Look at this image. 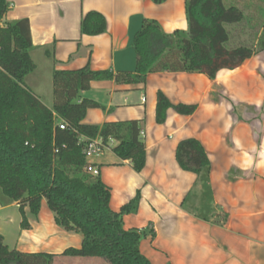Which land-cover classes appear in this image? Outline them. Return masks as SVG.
Returning <instances> with one entry per match:
<instances>
[{"label":"crops","instance_id":"crops-1","mask_svg":"<svg viewBox=\"0 0 264 264\" xmlns=\"http://www.w3.org/2000/svg\"><path fill=\"white\" fill-rule=\"evenodd\" d=\"M186 0H6L4 23L29 22L30 57L35 69L26 86L39 95L40 82L54 70L132 73L133 35L144 20L166 34L187 31ZM99 13L103 34L80 33L82 18ZM172 105H196L190 116L169 108L157 124V92ZM99 105L83 124L138 121L145 149L140 172L105 144L102 155L86 159L110 189L109 206L120 212L138 194L135 212L121 216L124 230L141 233L140 252L151 264H264V51L239 68L221 70L214 80L202 74L151 73L140 84L92 81L82 92ZM53 104V101L51 105ZM202 145L209 168L201 175L183 171L175 159L182 140ZM201 206L203 214L198 216ZM197 207V208H196ZM196 208V209H195ZM0 192V235L9 250L54 255L53 264H105L97 258L63 256L78 249L82 236L57 226L46 201L37 215Z\"/></svg>","mask_w":264,"mask_h":264},{"label":"trees","instance_id":"trees-1","mask_svg":"<svg viewBox=\"0 0 264 264\" xmlns=\"http://www.w3.org/2000/svg\"><path fill=\"white\" fill-rule=\"evenodd\" d=\"M165 0H153L162 4ZM8 10L0 0V192L18 204L22 226L27 227L23 209L37 215L44 199L55 224L82 236L78 249H67L63 256L97 258L107 264H151L140 252L141 233L124 230L121 216L133 213L138 194L121 211L109 206L110 189L99 175L86 173L84 149L87 140L100 138L115 142L113 153L128 160L135 172L145 165V149L138 121L111 122L101 126L83 124L87 110L98 108L92 100L80 98L92 81L114 80L119 84L144 83L151 73L202 74L214 80L221 70L233 71L255 54L264 51V28L255 48H227L226 25L244 19L234 6L222 0H186L187 31L166 34L156 21L144 20L133 35L135 55L132 73L54 70L52 108L46 107L26 86L25 77L35 65L30 57L32 43L29 22L22 19L4 23ZM106 30L104 18L86 14L80 23L83 35H99ZM190 116L196 105H172L159 91L155 109L157 124L165 122L167 109ZM59 123L65 125L59 128ZM175 159L183 171L201 175L209 168L202 145L194 138L178 143ZM54 255L9 250L0 235V264H53Z\"/></svg>","mask_w":264,"mask_h":264},{"label":"rangeland","instance_id":"rangeland-1","mask_svg":"<svg viewBox=\"0 0 264 264\" xmlns=\"http://www.w3.org/2000/svg\"><path fill=\"white\" fill-rule=\"evenodd\" d=\"M224 6L237 7L244 15V19L237 25H226L225 29L229 35L227 48H235L238 46H248L255 48L258 39L264 28V0H222ZM39 95L41 100L47 105L52 106V80L51 78L40 82ZM199 211L201 206H205L202 201L198 202ZM197 208V207H196ZM195 208V209H196ZM203 211L198 213L201 217ZM102 261V260H101ZM105 264H107L105 262Z\"/></svg>","mask_w":264,"mask_h":264},{"label":"built area","instance_id":"built-area-1","mask_svg":"<svg viewBox=\"0 0 264 264\" xmlns=\"http://www.w3.org/2000/svg\"><path fill=\"white\" fill-rule=\"evenodd\" d=\"M58 125L61 130H63L65 127L63 123H59ZM104 150H105V143H103L100 138H94L91 140H87V144L84 149V155H85V158L87 159L92 156L102 155ZM84 170L86 173H89L92 176L99 175L98 169H96L90 164H86V166L84 167Z\"/></svg>","mask_w":264,"mask_h":264}]
</instances>
